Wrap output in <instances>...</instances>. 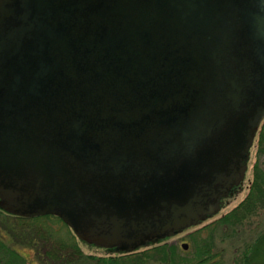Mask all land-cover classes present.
I'll list each match as a JSON object with an SVG mask.
<instances>
[{
    "label": "water",
    "instance_id": "95a60500",
    "mask_svg": "<svg viewBox=\"0 0 264 264\" xmlns=\"http://www.w3.org/2000/svg\"><path fill=\"white\" fill-rule=\"evenodd\" d=\"M264 117V0H0V207L133 249L219 209Z\"/></svg>",
    "mask_w": 264,
    "mask_h": 264
},
{
    "label": "trees",
    "instance_id": "16d2710c",
    "mask_svg": "<svg viewBox=\"0 0 264 264\" xmlns=\"http://www.w3.org/2000/svg\"><path fill=\"white\" fill-rule=\"evenodd\" d=\"M253 156L254 159L250 160V174L245 183L243 199L223 215L188 235L190 249L193 251L188 257H182L175 245L157 244L159 240L156 239L146 242L148 249H143L131 256L83 255L78 244L80 241L57 217L47 215L24 218L9 215L0 210V264H31L28 256L21 252L26 249L32 252L33 260L37 264H81L79 261L83 264H89L88 261H94V264H146L150 261H158L161 264H221L222 258L218 262L216 259L218 254L213 252L216 242L215 232L222 235L219 237L220 241L230 236V242H233L237 249L240 248V252L241 249L244 250L241 264L252 263V260L256 263L257 256L264 255V238L254 248L259 238L257 241L255 238L253 242L252 240L248 242L244 238L246 235L244 229L249 232L256 231L259 222L252 227L246 225L247 228L244 227V222L251 217H256L260 210L264 211V207L260 209V202L264 200V167L260 161L264 157V123L258 133ZM238 191L239 187H232V195L224 200L232 198ZM203 233L208 237L202 238ZM204 242L207 244L205 245ZM113 250L116 252L115 248L108 251ZM181 250L182 253L183 250ZM258 264H264V262L260 261Z\"/></svg>",
    "mask_w": 264,
    "mask_h": 264
},
{
    "label": "rangeland",
    "instance_id": "374dc122",
    "mask_svg": "<svg viewBox=\"0 0 264 264\" xmlns=\"http://www.w3.org/2000/svg\"><path fill=\"white\" fill-rule=\"evenodd\" d=\"M253 159H254V156L252 157V160ZM260 161H262L261 164H263L262 167H264V157H262V159H260ZM249 174L250 173H248V175ZM243 187H244V182L241 183V188L236 193V195L233 196L231 199H229V201L226 204L222 214L226 213L231 207L235 206L241 199H243V196H244V193H245ZM263 204H264V200H262L260 202V209H261V207H264ZM216 218L217 217H215V219ZM256 222H259L258 227L255 229L256 231L249 232L248 230L244 229L245 233H246V235H244V238L248 242L250 240H252V242H253L255 240V238H256V241H257L258 238H259V241L254 246V248H256L259 245V243L264 238V231H263V228H264V211L263 210H260V212H258V215L256 217H251L250 220L245 221L244 222V227L247 228L246 225H250V227H252L253 225H255ZM195 229L196 228L190 229L188 231H183V232H181V233H179V234H177L175 236L170 237L166 241L161 242V244L167 243V244L175 245L177 247L178 252L180 253V255L182 257H188L190 254L193 253L192 249H190L191 245H190V241L188 240V235H189V233L193 232V230H195ZM223 233H225V232H223ZM215 234H216V236L214 237ZM214 235H213V237H214V240L216 242L214 243L213 252L218 254L216 256L217 261L219 262L221 260V258H222V263L223 264H227V263L231 262L232 260L233 261L231 262V264H241V261H242L241 257L243 256V252L242 251H244V250L241 249V252H240V250H239L240 249L239 248L240 244H239V247H238L239 249H237L236 245L232 244L233 242H230V236H227L224 241L223 240L220 241L219 237H221L222 235L220 233H218V232L217 233L215 232ZM207 237L208 236L205 233L202 234V238L205 239ZM210 240L212 241V239H210ZM256 241H255V243H256ZM199 243H201V241ZM78 244H79V246H80V248L82 250V254L83 255L101 256V257H106L107 256V255L104 254L105 252L102 249L91 247V246H88V245H86L84 243H81V242H79ZM182 244H184L183 248H181ZM204 244L206 245L207 242H204ZM202 246H204V245H202ZM181 249L183 250L182 253L180 252ZM204 249L206 250V247H204ZM21 252L24 253L26 256H28V258L31 260V264H37L33 260V255H32L31 251L26 249V250H22ZM177 255H178V253H177ZM255 261H256V263H254V260H252V263H249V264H258V263H260V261L264 262V255H261L260 257L257 256V259H255ZM79 263L83 264L82 261H79ZM88 263L89 264H94V261H88ZM146 264H161V263L158 262V261H150V262H148Z\"/></svg>",
    "mask_w": 264,
    "mask_h": 264
}]
</instances>
